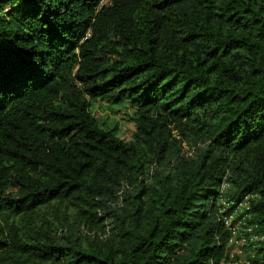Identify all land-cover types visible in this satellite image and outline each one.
Listing matches in <instances>:
<instances>
[{"label":"trees","instance_id":"trees-1","mask_svg":"<svg viewBox=\"0 0 264 264\" xmlns=\"http://www.w3.org/2000/svg\"><path fill=\"white\" fill-rule=\"evenodd\" d=\"M97 5L0 0V264H208L245 196L264 234V0Z\"/></svg>","mask_w":264,"mask_h":264},{"label":"built area","instance_id":"built-area-1","mask_svg":"<svg viewBox=\"0 0 264 264\" xmlns=\"http://www.w3.org/2000/svg\"><path fill=\"white\" fill-rule=\"evenodd\" d=\"M109 3V0H98L97 8ZM245 196L238 204L232 201H221V220L228 231L224 253L220 258L211 259L208 264H264V234H258L248 226L240 213L248 208Z\"/></svg>","mask_w":264,"mask_h":264},{"label":"rangeland","instance_id":"rangeland-1","mask_svg":"<svg viewBox=\"0 0 264 264\" xmlns=\"http://www.w3.org/2000/svg\"><path fill=\"white\" fill-rule=\"evenodd\" d=\"M93 116L100 122L105 123L114 132L120 135L124 140H129L132 136L135 124L129 119L132 115V109L126 105L118 108L110 106L104 101H97L91 105Z\"/></svg>","mask_w":264,"mask_h":264}]
</instances>
